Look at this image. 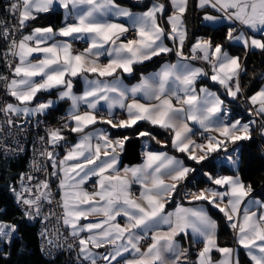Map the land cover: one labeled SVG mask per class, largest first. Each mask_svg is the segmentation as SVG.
<instances>
[{"label":"snow or ice","instance_id":"obj_1","mask_svg":"<svg viewBox=\"0 0 264 264\" xmlns=\"http://www.w3.org/2000/svg\"><path fill=\"white\" fill-rule=\"evenodd\" d=\"M137 2L143 4L144 0ZM169 2L173 11L167 17L171 29L167 33L158 22L157 13L162 15L165 12V5L159 2L146 6V10L138 14L121 7L115 0H14L7 7L17 24L12 29L4 27L0 38L10 40L5 59L13 78L9 80L0 76V80L5 81L6 94L18 102L0 107L8 127H17L11 116L44 115L53 106V101H40L34 107L30 105L38 93L58 89V98L70 102L68 122L62 128L82 134L71 147L65 145L66 154L63 159H58L55 149L66 137L62 135L61 128H50L46 143L52 150L45 149L40 153L51 162L53 172L50 175L60 180L63 224L70 229L72 238L78 240L81 264H100L101 260L106 264L113 261L116 264H180L181 257H184V264H188L187 250L180 251L175 237L181 233L187 235L189 231L193 243H203L195 264H213L211 253L214 250L221 254L217 264H239L238 259H233L234 249L218 245L217 223L204 207L178 204L174 212L165 211L166 203L173 200L178 185L192 169L166 153L146 152L142 165L125 167L121 174L116 168L117 150L123 151L128 137L113 140L102 129L85 131L89 125L98 122V105L104 101L108 118H101L99 122L112 128L127 129L138 121H144L165 131L171 130L174 133L172 146L177 151L187 152L188 158L198 164L212 152L220 149L227 152L229 143L251 139L255 121L242 123L239 119L230 120L223 107L224 102L215 93L207 88H200L197 93V80L207 75L202 68L180 62L166 64L151 76H142L139 83L130 88L116 75L118 70L131 75L134 65L173 51L165 45V38L172 40L174 46L178 42L176 56L185 59L183 47L187 32L183 16L188 0ZM57 7L65 10L63 27L58 30L52 26L37 27L30 34L21 35L18 41L15 39L16 32H22L29 26L28 22ZM197 7H210L229 22L227 41L242 44L246 52L253 49L264 52V0H198ZM113 18H127L128 23L125 25ZM204 19L215 22L218 17L205 14ZM236 25L240 26L239 29ZM129 31H134L137 38L122 42L121 37ZM79 40H83L87 47L82 52H74L73 44ZM191 53L190 59L202 60L211 66L210 79L213 82L225 88L228 96L238 97L241 92L240 75L244 71L239 57L229 55L222 44L213 45L212 39L198 38L191 46ZM104 55H107L108 62L101 65L99 58ZM8 56L18 59L14 67L12 60H7ZM85 73L96 74V78L84 76V91L77 95L73 91L71 77ZM103 77L115 78L108 81L101 79ZM137 97H142L144 102ZM129 99L131 102L126 103ZM174 102L179 106H174ZM250 103L255 110L250 109L249 114L264 119V88L250 97ZM82 105L87 109L84 112L80 111ZM117 107L127 114L126 119L121 118L118 122L113 112ZM187 121L198 124L205 131L218 133L220 138L209 136L207 145H195L189 136L192 128ZM261 134L264 135V125L261 126ZM139 136L156 139L150 132H139ZM40 139L45 141V137ZM205 147L207 151L203 155L192 154L197 149L203 151ZM227 159L234 167L237 166L238 161L231 154ZM205 175L224 191L207 188L192 193L190 203L207 201L217 207L229 222V227L236 231L237 243L246 250L252 264H264V200L246 201L245 198L252 194V187L246 186L239 175ZM93 176L98 178L96 190L89 193L83 185ZM27 179L31 181L33 177ZM165 180L172 183L166 184ZM133 183L140 185L138 198H133ZM24 192L31 194L32 189L25 188ZM36 193L34 198L17 194L18 202L26 206L24 214L28 219L41 216L42 201L52 202L47 180L36 185ZM221 204L224 206L220 207ZM90 215L102 216L103 219L79 223ZM117 217H124V223L118 222ZM165 226L167 231L162 230ZM15 231L16 226L0 223V243L10 244ZM84 232L88 233L86 238L81 236ZM149 236L151 243L142 250L141 241ZM93 248H107V251L100 254L93 252ZM166 253L172 255L166 256Z\"/></svg>","mask_w":264,"mask_h":264},{"label":"trees","instance_id":"obj_2","mask_svg":"<svg viewBox=\"0 0 264 264\" xmlns=\"http://www.w3.org/2000/svg\"><path fill=\"white\" fill-rule=\"evenodd\" d=\"M119 3L127 5L131 10H142L152 1H158L165 5V12L159 15V22L164 27L167 33L165 16L169 12V4L167 0H144L143 4H139L137 0H116ZM1 6V0H0ZM211 11L207 8L201 9L197 7L196 0H188V7L183 16L187 39L185 40L183 49L187 51L189 46L197 37H205L212 39L213 45L222 44L224 49L229 53L240 58L244 71L240 75L241 92L238 97L233 99L227 95L225 88L212 85L207 77L201 78L197 84L208 83L211 86H216L219 95L224 99L226 111L229 114L228 119H239L249 122L256 120L257 122V139L256 137L249 140L241 141L230 146L231 149H237V166L232 167L225 163L223 159L224 150L212 152L207 159L199 164L196 161L189 159L185 153L175 150L171 146V131L151 125L147 122H137L132 128L127 129H111L110 133L117 137L128 139L125 141L124 149L121 152L120 163L135 164L141 160L142 146H146L150 150H165L170 153L180 156L190 172L187 178L178 185L177 192L173 196L171 202L166 203L167 207H171L178 202L184 201L185 190L200 189L212 186V182L208 179L205 173L211 176L219 175H239V178L247 186L251 185L253 195L261 200H264V138L260 136V127L264 124V119L261 117L250 115L248 107L243 100L255 92L264 79V52L258 50L247 51L242 45L233 44L226 40L229 23H222L217 26H210L202 21L205 13ZM60 15L57 12L40 13L36 20L28 22L29 26L24 28L26 31L37 26L51 25L52 22H59ZM0 34H2V25L0 19ZM7 41L0 38V76L4 75V66L1 58V53L6 49ZM177 57L172 51L168 54H162L153 57L151 60L143 64L133 66V73L127 77L128 81L136 80L140 74L154 70L160 63L165 60ZM198 61V60H196ZM203 65V64H202ZM206 66V65H205ZM207 75L210 73L205 67ZM2 80H0V92L2 89ZM64 104H59L53 108L44 118L53 120L56 115H60ZM67 131V130H66ZM65 132V131H64ZM62 132V133H64ZM139 132H150L156 139L149 136H139ZM254 127L252 125V132ZM26 166V156L4 157L0 155V223L16 226V231L13 234L11 243H0V264H72L67 261L65 253H59L51 259H45L38 245L36 228L27 223L23 213L15 206L14 201L19 191V183L17 176ZM211 213L217 223V243L220 247L230 246L232 243V229L229 227L224 215L214 209ZM188 264H195V252L191 246L187 249ZM213 256L216 257L218 252L213 251ZM238 258L241 264H249L245 256L239 252Z\"/></svg>","mask_w":264,"mask_h":264},{"label":"built area","instance_id":"obj_3","mask_svg":"<svg viewBox=\"0 0 264 264\" xmlns=\"http://www.w3.org/2000/svg\"><path fill=\"white\" fill-rule=\"evenodd\" d=\"M14 2V0H1L0 6V19L2 25V32L4 27L12 29L14 25L17 24L16 18L7 11L9 4ZM54 27H57L59 23L52 22L51 24ZM27 31L25 29L22 32L18 31L15 34V39L18 41L21 35H25ZM135 35L134 31H129L124 36L133 37ZM7 41L6 49L1 53V58L4 66V77H7L9 80L12 78V72L8 67V64L5 59V53L8 51V46L10 40ZM87 47V44L83 40L76 41L73 44L74 52H82ZM7 60H12L13 67L18 60L12 56H8ZM2 89L0 92V107H3L7 103V94L5 92V81L2 80ZM245 104L250 107L247 103V98L243 96ZM82 111H86V107H81ZM103 114V112H99ZM123 114L117 112L115 117L121 118ZM67 115L60 114L56 116L53 120H46L41 116H34L28 119L18 120L16 116H11V119L15 121L17 127L9 128L6 120L7 118L3 113H0V155L4 157H17V156H26V166L25 168L18 173L17 181L19 183L18 193H23L27 198H34L36 193V185L42 181L47 180L49 184V190L51 191L52 202L48 203L47 201L41 202V216L36 219H28L25 216L26 206L18 202L17 195L14 201L15 206L23 213L25 220L28 224L35 226L36 235L38 239V245L40 252L45 259H51L59 253H65L66 259L72 264H81V258L78 256L79 246L78 240H74L70 235V232L63 224V209L60 206L61 196L58 188V178L51 176L50 173L53 172L51 162L46 160L45 157L41 156L40 153L45 149L51 151L50 145L46 143L47 139V130L50 128H61L62 132L68 130L62 128L67 120ZM253 124L254 130L257 131V122ZM206 131L201 129H195L193 131V139L198 142H203L206 138ZM256 133V132H255ZM257 137V133L254 134ZM41 137H45V141H41ZM65 145L70 147L68 143L63 145V151H66ZM11 149L10 151H5L4 149ZM228 145L227 152L224 151L223 156H228L231 154L234 158L237 155V149H229ZM58 159L60 155L57 154ZM40 170H37V169ZM31 176L33 179L29 181L27 178ZM25 188L32 189V193L24 192ZM93 185L88 184V189H92ZM17 193V194H18ZM47 216L48 219L45 220L44 217ZM41 233H46L42 236ZM51 241V243H49ZM145 240L141 241V245L145 244ZM71 244L72 247L69 248L68 245Z\"/></svg>","mask_w":264,"mask_h":264},{"label":"crops","instance_id":"obj_4","mask_svg":"<svg viewBox=\"0 0 264 264\" xmlns=\"http://www.w3.org/2000/svg\"><path fill=\"white\" fill-rule=\"evenodd\" d=\"M167 1L169 2V0H167ZM115 2H116L118 5H120L121 7H124V8L129 9V8L127 7V5L122 4V3H119V2H117L116 0H115ZM153 2H158V1H152V2H150V3L148 4V6H151V4H152ZM159 3H160V2H159ZM169 3H170V2H169ZM196 4H198V0H196ZM170 5H171V4H170ZM169 7H170V6H169ZM171 8H172V7H171ZM206 8L209 9L211 12H210V13H205V14L212 15V16H216V17H218V19H217L215 22H212V21H206V20L204 19V16H205V14H204L203 17H202V21H203L205 24L210 25V26H217V25L222 24V23H229L227 20H224L223 18H221V14L218 13V12H216L214 9H212V8H210V7H206ZM129 10H130L131 12H133L134 14H138V13H141V12L145 11L146 8H145V9H142V10H136V11H135V10L133 11V10H131V9H129ZM172 11H173V9H172ZM52 12H57V13L60 15V19H59V22H58L59 25H58L57 27H54V26H52V25L37 26V27L42 28V27L52 26L54 29H57V30H58L59 28L63 27V26H64V21H65V10H64L63 8L57 7V8H56L54 11H52ZM171 14H172V13H170V14L168 13V14L165 16V18H166V19H165V23H166V26H167V32H170V31H171L170 26H169L168 23H167V17H168L169 15H171ZM159 15H160V13H157L158 22H159ZM113 19L116 20V22H119V23H122V24H125V25H127V23H128V22H127V18H119L118 20H117V18H113ZM159 23H160V22H159ZM183 26H184V28H185L184 21H183ZM37 27H33V28H37ZM236 27L239 29L240 26H239V25H236ZM33 28L28 29V30H27V33H26L25 35L30 34ZM235 34H237V33H234V35H235ZM249 34H251V33H249ZM136 38H137L136 35H134L133 37H126V36H123V37H121V40H122V42H125V43H126V42H127V39H136ZM198 38H200V39H204V40L207 39V38H205V37H197V38L194 40V42H193L192 44H194ZM57 39H66V38L57 37ZM164 43H165V45H166L167 47H169V48H173V52L176 54V52H175V48L178 47V42H177L176 46H174L172 40H169V39L165 38ZM192 44L189 46V48L187 49V51H185V50L183 49V55H184L185 59H181L180 57H174L173 59L165 60V61H163L162 63H160V64H159L154 70L147 71V72H144V73L140 74V76H139L136 80L128 81V80H127V77L130 76V75H128V74H124V73H122L120 70L117 71L116 75H117V76H120L121 80L123 81V84H124L125 86H127V87L130 88V87H132L133 85H136L137 83H139V81H140V79H141L142 76H144V77H149V76H151L153 73H156V72L160 71L161 67L164 66V65H166V64H175V63H177V62H180V63H188V64H190V65H191L192 67H194V68H202V69H204V70H205V67H206L207 70L210 71V73H209L208 75H205V76L207 77V79L209 80V82H210L212 85L221 86L219 83H215V82H213V81L210 79V76L212 75V71H211V66H210L208 63H206V62H204V61H202V60H198V61H196V60H192V59H190V57H191V55H192V53H191V46H192ZM239 45H242V44H239ZM242 46H243V45H242ZM106 47H107V46H106ZM253 50H258V49H253ZM226 51H227V50H226ZM171 52H172V51H171ZM227 52H228V51H227ZM228 53H229V52H228ZM34 55H36V54H34ZM229 55H231V56H236V55H233V54H231V53H229ZM17 60H18V59H17ZM99 60H100L101 65H103V64H106V63L108 62V57H107V55H104V56H101V57L99 58ZM145 62H146V61H145ZM202 64H203V65H202ZM136 65H137V64H136ZM205 65H206V66H205ZM205 72H206V70H205ZM84 76H88L89 79H94V78H96V74H87V73L82 74V75H78L77 77H71V79L74 81V88H73V91H74L77 95L82 94L83 91H84V88H85ZM205 76H201V77L197 80V82H198L201 78H203V77H205ZM12 78H13V77H12ZM12 78H11V79H12ZM114 78H115V77H103V78H101V79H106V80H108V81H111V80L114 79ZM37 79H39V78H37ZM197 82H196V88H197V93H198V94H199V89H200V88H207L210 92L215 93V94H216V95H217V96H218V97L224 102V99L219 95V91H218V89H217L216 86H215V87H214V86H211V85H209L208 83H202V84H199V85H198ZM221 87H222V86H221ZM261 88H264V79H263L262 83L260 84L259 88H258L255 92H253L252 94H250V95L247 97L248 102H249V104H250V109L253 110V111H254L255 109H254V106L250 103V97L253 96V95H255L257 92H259ZM58 91H59L58 89H52L51 92H42V93H38V94H37V97L33 100L32 104H31L30 106L34 107L35 104H36L37 102H40V101H44V102H47V101H53V102H54V103H53V106H52L51 108H49V109L47 110V112H46L44 115H38V116L45 117L46 115L49 114V112H50L53 108L57 107L59 104H64V107L62 108V112H61V114H65V115L68 116L69 109H70V102H69V101H66V100H60V99L58 98ZM137 99H140L141 102H144V101L142 100V97H137ZM130 102H131L130 99H129L128 101H126V103H130ZM7 103H13V104H16V103H18V102L15 101L14 98L11 97L10 95H7ZM174 106L178 107L179 105H176L175 102H174ZM81 107H86V106H83V105H82ZM223 107H224V109L226 110V106H225L224 103H223ZM98 110H99L98 113H97V120H98V122H97L96 124H94V125H89L88 128L85 129V131L88 132V131H95L96 129H102V130L106 131V132L108 133V135L110 136V138L113 139V140L118 139V138H119V139H123L122 137H117V136L112 135V134L110 133L111 129H115V128H112L111 125H109V124H107V123H101V122H99V121L101 120V118H103V119H107V118H108V116H107V111H108V110H107V106H106V104H105L104 101H101V102H100V104L98 105ZM80 111H81V112H84V111L81 110V108H80ZM100 111L103 112V114H100V113H99ZM113 112H114V114H116L117 112H121V113L123 114V116H122L121 118H125V119L127 118V114H126V112L123 111V110H121V109L118 108V107L115 108V109H113ZM58 115H59V114H58ZM56 116H57V115H56ZM16 117H17V116H16ZM32 117H34V116H32ZM258 117H259V116H258ZM28 118H31V117H24L23 115L17 117L18 120L28 119ZM121 118H117V117H116V121L118 122L119 119H121ZM230 120H236V119H230ZM138 122H141V121H138ZM241 122H242V123H247V122H245V121H241ZM71 123L74 125L75 122L72 121ZM187 123H188L189 127L192 128V132H193L195 129H198V130H199V129L204 130V129L200 128V126H199L198 124H195V123L192 122V121H187ZM263 125H264V124H263ZM158 127H159V126H158ZM170 131H171V130H170ZM206 132H207V138H208L209 136L216 137L217 139L220 138L219 135H218V133H216V132H209V131H206ZM259 133H260V136H262V138H264V135L261 134V127H260V130H259ZM171 134H172V135H171V146H172V137H173L174 133L171 132ZM62 135H64V136L66 137V140H65V141H62L61 144H60V146L57 147V148L55 149V153L58 154V155H60V159H63L64 155L66 154V151H63V148H62L63 145L66 144V143H68V144L70 145V147H71L72 145H74V144L78 141L80 135H82V134H80V133H72V132H70L69 130H67V131H65L64 133H62ZM191 135H192V133H189L190 138H191ZM207 138H206L205 143H203V145H207V143H208ZM191 140H192V138H191ZM239 142H241V141H238V142H236V143H239ZM93 143L95 144L96 141H93ZM101 143H102V142H101ZM194 144H195V143H194ZM195 145H197V144H195ZM50 147H51V146H50ZM172 147H173V146H172ZM173 148H174V147H173ZM174 149H175V148H174ZM51 150H52V148H51ZM175 150H176V149H175ZM220 150H222V149H220ZM206 151H207V148L205 147V149H204L203 151L197 149V151L194 152V153H192V154H193V155H196V156H200V155H203L204 152H206ZM218 151H219V150H218ZM121 152H122V151L117 150V154H118V163H117V165H116V168L121 172V174H123V169H124L125 167L132 168V167H137V166L142 165V164L145 162V160H146V156H145V153H146V152L166 153L169 157H173V158H175V159H177V160L182 161V162L184 163V165H185L186 167H188V166L186 165V163L184 162V160H183L180 156H178V155H176V154H173V153H170V152L165 151V150H150V149L147 148L146 143H144L143 146H142L141 160H140L139 162L135 163V164H124V165H121V163H120ZM183 153H185V155L188 157V153H187V152H183ZM101 158H104L103 155L101 156ZM69 163H73V162H69ZM221 176H236V175H219V176H215V177H221ZM97 179H98V178L95 177V176L91 177V178L87 181V183H86L85 185H83V189H84L85 191H88L89 193H92L93 191H95V190H96V187H95V186H96V181H97ZM59 183H60V180L58 179V186H59ZM165 183H166V184H171L172 181H171V180H165ZM88 184H92V185H93V188H92V189H88ZM58 188H59V187H58ZM207 188H214V189H218L219 191H224L223 188H219V186H217V185H212V186L205 187V188H200V189H191V188H189V189L185 190V194H184V201H185V202H178V203L174 204V205L171 206V207H167V206L165 205V211H166V212H174L175 209H176V206H177L178 204L181 205V206H183V207H204L205 210L208 212L209 216H210L213 220H215L214 217H213V215H212V213H211V209H214V210L219 211L217 207H213L212 205H209V204L207 203V201H191V203H190V200H191V194H192V193H199L201 190H204V189H207ZM140 191H141V188H140V185H139V184L133 183V184L131 185V192H132V194H133V198H138V197H139V194H140ZM59 192H60V196H61V191H60V189H59ZM248 199H257V200H261V199L258 198L257 196L253 195V191H252V194H251L250 197H246V198H245L246 201H247ZM223 206H224V204H221V205H220V207H223ZM241 208H243V205H241ZM255 210H256V209L253 208V211H255ZM262 211H264V210H262ZM222 214H223V213H222ZM241 214H242V213H241ZM102 219H103L102 216H92V215H90V216L87 218V220L82 219L79 223H80V224H85V223H88V222H97V221H100V220H102ZM225 219H226V218H225ZM117 221L120 222L121 224H123L124 221H125V218H124V217H117ZM215 221H216V220H215ZM226 221H227V220H226ZM227 223H228V225H229V222H228V221H227ZM66 228H67L68 231L70 232V229H69L68 227H66ZM231 229H232V228H231ZM162 230H163V231H167V227L165 226ZM94 231H95V230H94ZM81 236H82L83 238H86V237L88 236V233H87V232L81 233ZM175 240H176V243L179 245V248H180V251H181V252H183L184 250H187L189 246H191V247L193 248V250H194V252H195V262H196V260H197V256H198V253H199V251L203 248V243H193V242H192V236H191L190 231H189V233H188L187 235L184 234V233L179 234L178 236L175 237ZM145 241H146V242H145L144 245H140V247H141L142 250H146L147 246L151 243V238H150V236H149L147 239H145ZM223 247H229V248H232V249L235 250L234 253H233V259H234V261H235L236 259L239 260V258H238V253L241 252V253L245 256V258L247 259V261L249 262V264H252V261H251L250 258L248 257V255H247V253H246V250H245L244 248H242V247L237 243V240H236V231H234L233 229H232V243H231V245H230V246H223ZM92 251H93V252H96V253L104 254V253H106L107 248H99V249H95V248H93ZM212 253H213V252H212ZM212 253H211V257H212L213 264H217V262L221 259V254L218 252V255H217L216 257H214ZM125 255L128 256L129 254L126 253ZM165 255H166V256H171L172 254H170V253H166ZM129 258H131V257H129ZM100 264H106V262L103 261V260H101V261H100ZM112 264H116V262L113 261ZM180 264H184V257H181ZM239 264H241V263H240V260H239Z\"/></svg>","mask_w":264,"mask_h":264},{"label":"rangeland","instance_id":"obj_5","mask_svg":"<svg viewBox=\"0 0 264 264\" xmlns=\"http://www.w3.org/2000/svg\"><path fill=\"white\" fill-rule=\"evenodd\" d=\"M168 4H169V6H170V8H169V14L170 13H172V8H171V5H170V3L168 2ZM166 19V18H165ZM239 82H240V80H239ZM247 103L249 104V102H248V99H247ZM250 105V104H249ZM258 133V131H255L254 130V132L253 133H251V137H253V138H255V135L254 134H256V133ZM192 134H193V132H192ZM258 135V134H257ZM206 138H207V133H206ZM191 138H192V141H193V143H195V144H197V145H200V144H203V143H205V141H206V138H205V140L203 141V142H198V141H195V139H193V135H191ZM256 139H257V137H256ZM229 146H231V145H233V143H229L228 144ZM236 158H237V155H236ZM235 158V159H236ZM223 161L225 162V163H227V164H229V165H231L232 167H234L230 162H229V160L226 158V159H223ZM2 224H4V223H2ZM5 225H7V226H10V225H8V224H5Z\"/></svg>","mask_w":264,"mask_h":264}]
</instances>
